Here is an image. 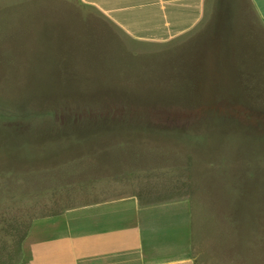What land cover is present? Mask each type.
<instances>
[{"label":"rangeland","instance_id":"374dc122","mask_svg":"<svg viewBox=\"0 0 264 264\" xmlns=\"http://www.w3.org/2000/svg\"><path fill=\"white\" fill-rule=\"evenodd\" d=\"M51 12L0 5V240L90 186L152 181L190 194L197 264H264V52L237 34L193 54L187 35L140 41L98 20L34 28Z\"/></svg>","mask_w":264,"mask_h":264},{"label":"crops","instance_id":"0c3cea01","mask_svg":"<svg viewBox=\"0 0 264 264\" xmlns=\"http://www.w3.org/2000/svg\"><path fill=\"white\" fill-rule=\"evenodd\" d=\"M39 1L52 12L31 19L36 29L72 33L76 23L98 20L140 41L165 43L187 35L192 38L187 52L193 54L237 34L264 52V0ZM192 95L187 92L199 99ZM233 96L213 101H239ZM203 108H189L187 117ZM155 186L152 181H136L130 189L94 185L87 202L3 223L8 232L0 240V264H197V249L207 243L196 229L190 194L184 187Z\"/></svg>","mask_w":264,"mask_h":264}]
</instances>
